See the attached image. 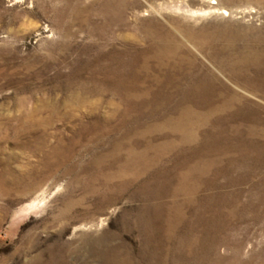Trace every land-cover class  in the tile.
Masks as SVG:
<instances>
[{"label":"rangeland","instance_id":"1","mask_svg":"<svg viewBox=\"0 0 264 264\" xmlns=\"http://www.w3.org/2000/svg\"><path fill=\"white\" fill-rule=\"evenodd\" d=\"M0 264H264V0H0Z\"/></svg>","mask_w":264,"mask_h":264},{"label":"bare ground","instance_id":"2","mask_svg":"<svg viewBox=\"0 0 264 264\" xmlns=\"http://www.w3.org/2000/svg\"><path fill=\"white\" fill-rule=\"evenodd\" d=\"M162 54L164 55V51H163V50H162ZM163 55H162V56H163Z\"/></svg>","mask_w":264,"mask_h":264}]
</instances>
